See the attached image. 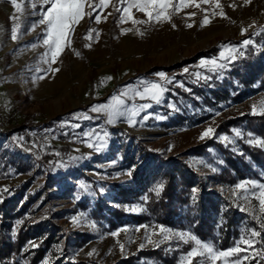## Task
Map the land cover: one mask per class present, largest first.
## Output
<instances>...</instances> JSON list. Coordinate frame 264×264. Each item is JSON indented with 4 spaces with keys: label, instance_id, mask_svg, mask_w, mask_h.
<instances>
[{
    "label": "rangeland",
    "instance_id": "374dc122",
    "mask_svg": "<svg viewBox=\"0 0 264 264\" xmlns=\"http://www.w3.org/2000/svg\"><path fill=\"white\" fill-rule=\"evenodd\" d=\"M17 3L22 5L21 12H15L10 0H0V201L7 199L20 205L27 201L30 221L42 220L46 229H58V250H66L73 261L120 264L140 250L161 247L170 253L175 251L174 264H186L184 257L196 245L178 234L188 233L210 243L216 251L247 248L239 241L252 238L255 251H242L241 264H264V258L257 255L264 251L257 199L260 189L250 183L245 184L247 191L237 188L249 181L264 184V179L247 176L233 183L219 181L223 157L214 144L197 152L191 149L210 139L236 149L242 129L235 127L226 134L217 132L216 126L228 117L252 114V105L259 107L264 100L261 78L249 80L247 72H243L246 79L239 74L244 61L264 59V0H219L226 18L218 14L221 8L211 0H197L199 8L174 11L170 21L141 24L131 20L122 23L126 4L110 0L109 7L86 8L91 15L75 26L71 45L55 63L43 43L46 26L39 24L41 13L49 5L41 6L42 0ZM92 3L99 5V0ZM206 15L210 23L201 27ZM97 16L101 17L99 23ZM133 16L147 19L135 9ZM17 23L20 27L13 40L11 29ZM244 40L252 43L245 46ZM211 47L217 48L216 54L197 57ZM202 60H215L225 67L201 66ZM126 67L130 73L123 74ZM107 69L113 73L109 74L111 79L103 74ZM161 72L165 74L163 79L157 75ZM153 83L164 89L159 103L135 95ZM26 97L36 101L30 106L28 118L23 103ZM113 97L124 101L119 107L124 114L113 115L109 123L107 110L92 109L114 105ZM145 103L151 106L134 116L129 111ZM22 123L25 125L21 127ZM209 128L213 132L201 139ZM247 141L258 139L250 137ZM46 152H54L55 161L44 162ZM167 159L185 161L197 174L195 184L202 182L209 192L223 199L222 209L230 205L250 219L251 224L242 226L233 245L220 249L188 229L153 219L135 222L128 218L110 227L104 217H94L92 209L99 202L121 206L127 213L142 212L139 200L127 198L135 188L133 172L155 169ZM161 228L168 232H161ZM252 230L261 235L251 237ZM113 232L117 235H111ZM190 242L185 250L184 244ZM89 252L93 254L89 256ZM246 255L248 260L243 259ZM236 258H228V264ZM131 263L164 264L152 257ZM193 264L212 262L205 256L194 258Z\"/></svg>",
    "mask_w": 264,
    "mask_h": 264
},
{
    "label": "trees",
    "instance_id": "16d2710c",
    "mask_svg": "<svg viewBox=\"0 0 264 264\" xmlns=\"http://www.w3.org/2000/svg\"><path fill=\"white\" fill-rule=\"evenodd\" d=\"M216 49L211 47L198 53L197 57L216 54ZM237 69L238 67L234 68ZM240 71L239 74L244 79L248 77L243 72H247L249 80L261 78L264 82V59H258L255 63L244 61ZM23 103L26 108L25 116L28 118L30 106H34L36 101L26 97ZM23 125L25 124L20 126ZM235 127L241 128L243 132V137L237 139L239 146L236 149H230L229 145L213 139L191 149L197 152L214 144L223 157L217 174L219 181L233 183L247 176L264 179V146L256 141H247L250 137L264 141V115L242 114L228 117L219 122L215 130L230 134ZM43 158L44 162H53L57 155L46 152ZM145 170L142 168L133 172L135 188L127 196L141 202L144 207L142 212L127 213L121 206L99 202L92 209L94 217H104L110 227L130 219L135 222L153 219L166 226L188 229L203 239L211 240L220 249L233 245L242 232V226L251 224L250 219L235 211L232 206L222 209L223 199L209 192L202 182L196 185L194 178L197 174L185 161L167 159L159 167ZM122 192L126 194L125 191ZM26 205L27 201L21 205L7 199L0 201V264H90L82 260L73 261L66 250L59 251L57 246L60 235L56 233L58 229H46L42 220L30 221V211L27 212ZM104 205L106 212L102 211ZM191 245L192 242L184 244L185 250ZM142 257H152L164 264H174L176 253L154 247L140 250L128 259H122L120 264H134L131 263L133 260Z\"/></svg>",
    "mask_w": 264,
    "mask_h": 264
},
{
    "label": "snow or ice",
    "instance_id": "6c2138e0",
    "mask_svg": "<svg viewBox=\"0 0 264 264\" xmlns=\"http://www.w3.org/2000/svg\"><path fill=\"white\" fill-rule=\"evenodd\" d=\"M122 4H126L125 7H123L122 12L123 15L121 17V22H125V20H131L133 24H141V23H148L150 21H156V22H165L170 21L171 16L173 12H179L182 8L187 7H200V3H197V0H178V2H174V0H120ZM201 3H209L210 0H200ZM211 2L215 5L216 8H221V5L219 3V0H211ZM250 0H245V3H249ZM10 3L15 10V12H21L22 11V5L20 3H17V0H10ZM49 5L46 10H44L41 13L42 18L39 20L40 25L46 26V32L44 37V45H46L49 49V52L51 53V61L52 63H55L58 59V57L63 52L64 48L66 46L71 45V39L70 35L75 30V26L86 16L91 15V11H86L87 9L94 10V7L103 6V7H109L110 0H99V5H95L92 3V0H42V5ZM133 9H135L136 12L142 13L145 17H147L146 20H137L133 16ZM116 11H121V9L117 8ZM216 13H213L215 15ZM222 18H226L222 8L221 11L218 13ZM195 15V13H193ZM12 19H16L15 16L12 17ZM101 17H96V22H100ZM208 23H210V20L208 16L206 15L204 19L201 21V27L206 26ZM188 27H191L192 25H187ZM20 25L17 23L15 24L11 29V38L13 40L17 39V33ZM175 27V25H173ZM140 35H143V33H139ZM243 34V33H242ZM99 33H97V36ZM251 40H244L243 45L247 46L251 44ZM88 47V45H85ZM35 47V45H33ZM231 51H235V49H231ZM77 56H79V52L75 53ZM221 56H223V53H221ZM234 58V57H233ZM47 62V61H45ZM201 66H204L206 64H211L215 68H223L225 65L217 64L215 60L211 61H201ZM59 69H52L53 72L58 71ZM211 70V69H210ZM187 71V69H185ZM158 76H160L162 79L165 77L164 73H158ZM107 79H111V77H107ZM164 91L163 88L159 84H151L148 87H145L143 92H136L135 95L140 97L141 99L149 98L151 100H154L156 103L160 102V96L161 93ZM127 93H122V95H126ZM113 101H115L114 105L109 106H99L94 107L92 110L96 112H100L101 110H107L108 112V122H113V115H123L124 113L119 111V107L123 105L124 101L121 100L118 97H113ZM150 104H141L139 105L138 109H129V111L132 112V115H136L138 111L146 109L150 107ZM252 114H261L264 115V100H262L259 104V107L256 104L252 105ZM147 117H145L146 119ZM132 118L129 117V123L131 124ZM213 132V129L209 128L201 135V139H203L205 136L211 134ZM239 135V133H237ZM223 139H227V137H223ZM250 143L252 141H249ZM256 143L260 144L261 146H264V141H256ZM88 147H93V145L89 144ZM252 184L254 188H259L260 192L257 196V199L259 200L260 205V212L262 216L260 217L261 229H264V184H256L255 181H249V182H243L241 184L237 185L238 189H243L247 191L245 188V184ZM159 192V189H157V193ZM243 210V209H242ZM75 221V218H73ZM161 232L166 233L168 232L167 229L161 228ZM111 235L116 236L117 233L113 232ZM181 239H184L185 242H188V240H192L195 242V247L191 249L187 253V256L184 257V261L186 264H193L194 258L197 257H207L209 261L212 262V264H215L216 261L224 260L225 264H228V258L230 257H237L232 261V264H241V260L239 258V254L244 251L246 252L248 249H254V241L252 238L244 239L241 238L239 241V244L247 245V248L242 249L241 247H233L226 251H216L213 246L210 243H204L201 242L199 239H197L195 236H191L188 233H180L178 234ZM261 235V232L252 230L251 231V237H259ZM164 239H168V236H165ZM143 247V245H141ZM121 248L123 246L121 245ZM93 253L89 252L88 255L91 256ZM257 255H259L261 258H264V251H258ZM244 260H248L249 257L246 255L243 257ZM257 264L259 262L257 261Z\"/></svg>",
    "mask_w": 264,
    "mask_h": 264
},
{
    "label": "crops",
    "instance_id": "0c3cea01",
    "mask_svg": "<svg viewBox=\"0 0 264 264\" xmlns=\"http://www.w3.org/2000/svg\"><path fill=\"white\" fill-rule=\"evenodd\" d=\"M104 67V66H103ZM110 70V69H109ZM108 69H107V71L108 72H105V73H103V74H105V75H108V77L109 76H111L113 73H111L110 71H109ZM123 71V74H127V73H130L129 71H130V69L128 70V67H126L125 69H122ZM111 73V75H109Z\"/></svg>",
    "mask_w": 264,
    "mask_h": 264
}]
</instances>
